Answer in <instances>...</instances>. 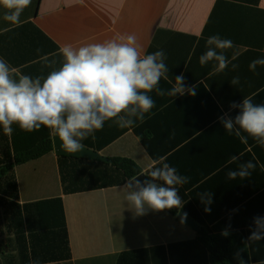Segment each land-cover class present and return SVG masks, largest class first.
<instances>
[{
  "label": "crops",
  "instance_id": "0c3cea01",
  "mask_svg": "<svg viewBox=\"0 0 264 264\" xmlns=\"http://www.w3.org/2000/svg\"><path fill=\"white\" fill-rule=\"evenodd\" d=\"M4 12L0 7V58L17 69V77H46L58 69L63 62L59 50L66 44L79 47L134 34L145 54L165 52L171 83L161 79L162 88H171L181 73L186 85H197L195 96L149 93L155 107L142 122L119 128L106 121L82 144L107 159L133 160L146 176L152 161L164 157L189 177L177 186L183 201L178 213H187L198 229L167 210L136 216L123 185L65 194L50 130L42 126L25 132L13 125L9 136L0 126V168L14 165L17 203L63 201L72 259L60 264H264V240L248 239L254 218L264 217V147L250 137L240 143L218 119L225 113L234 117L238 109L229 106L244 97L264 103V66L249 69L252 60L264 58V0H32L19 25L5 21ZM212 35L234 43L225 53L229 66L219 73L213 62L199 64ZM234 77L239 84L233 86ZM49 139L51 151L16 163ZM234 155L239 161L228 164ZM249 160L256 164L250 177L227 178L229 170ZM64 164L78 188L89 185L92 171L106 170L87 161ZM205 193H211L210 204L200 195ZM200 227L215 240L213 251L199 240ZM0 258L3 262L4 255Z\"/></svg>",
  "mask_w": 264,
  "mask_h": 264
},
{
  "label": "clouds",
  "instance_id": "9594fccd",
  "mask_svg": "<svg viewBox=\"0 0 264 264\" xmlns=\"http://www.w3.org/2000/svg\"><path fill=\"white\" fill-rule=\"evenodd\" d=\"M31 2L0 0V7L5 9L3 19L19 25L23 11ZM233 47L232 40L212 35L206 40V51L200 55L199 64L205 66L213 62L214 70L223 72L230 63L226 50ZM59 51L63 62L46 77H17V69L0 58V126L5 135H12L13 125L25 132L43 126L58 138L61 151L74 154L83 150L82 141L101 130L106 121H113L119 128L142 122L145 114L155 107L149 93L155 92L160 97L197 94V85H186L183 73L175 77L171 88H162L161 79L171 83L165 52L145 54L134 34L79 47L66 44ZM258 65L264 66V58L252 60L249 69L255 71ZM231 66L233 70L239 67L234 63ZM230 83L239 84V77H234ZM229 107L238 112L234 117L228 113L218 117L224 130L242 144H247L250 137L264 147V103H254L252 97H244ZM164 159L152 161L145 179L133 176L123 185L125 200L136 216L145 215L149 210L159 212L183 207L177 186L188 183L189 177L180 175L174 166L163 162ZM239 159V155H234L227 163ZM255 168L256 164L249 160L226 175L229 180L244 179L250 177ZM200 195L202 198L206 195L207 202L211 203V193ZM210 210L205 208L206 212ZM254 224L248 239L264 240V217H255ZM222 235L228 233L225 231ZM236 256L239 258V252Z\"/></svg>",
  "mask_w": 264,
  "mask_h": 264
},
{
  "label": "trees",
  "instance_id": "16d2710c",
  "mask_svg": "<svg viewBox=\"0 0 264 264\" xmlns=\"http://www.w3.org/2000/svg\"><path fill=\"white\" fill-rule=\"evenodd\" d=\"M52 150V141L39 144L34 150L19 156L16 163L41 157ZM99 164L106 170L92 171L91 179L82 188L73 186L66 175V160ZM60 173L65 194L124 185L133 176L142 173L140 167L128 158H108L106 162L86 157L60 155ZM79 163L74 166L77 167ZM14 165L6 163L0 168V264H60L72 259L61 198L20 205ZM176 216L179 209L167 210ZM199 240L212 250L215 240L204 227L198 230ZM5 237V238H4ZM12 237V238H11ZM118 264V262H117Z\"/></svg>",
  "mask_w": 264,
  "mask_h": 264
},
{
  "label": "water",
  "instance_id": "95a60500",
  "mask_svg": "<svg viewBox=\"0 0 264 264\" xmlns=\"http://www.w3.org/2000/svg\"><path fill=\"white\" fill-rule=\"evenodd\" d=\"M59 143L60 142H59L58 138L53 137V146H54V150H55L57 155L86 157V158H92V159L103 161V162L107 161L106 157L100 155L98 152H96V151H94L88 147H85V146H84L82 151L74 153V154L67 153L65 151H61L59 148ZM138 177L140 179H145L146 174L141 173L140 175H138ZM184 214L185 213L183 211L179 212L177 214V217H176L177 221L182 222V218H183L182 223H184V224H186L192 228L198 229L199 225L193 219L189 218L188 216H186V218H185Z\"/></svg>",
  "mask_w": 264,
  "mask_h": 264
}]
</instances>
